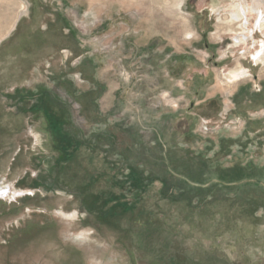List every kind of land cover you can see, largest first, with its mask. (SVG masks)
Masks as SVG:
<instances>
[{
	"label": "rangeland",
	"instance_id": "rangeland-1",
	"mask_svg": "<svg viewBox=\"0 0 264 264\" xmlns=\"http://www.w3.org/2000/svg\"><path fill=\"white\" fill-rule=\"evenodd\" d=\"M263 42L264 0H0V264H264Z\"/></svg>",
	"mask_w": 264,
	"mask_h": 264
},
{
	"label": "crops",
	"instance_id": "crops-1",
	"mask_svg": "<svg viewBox=\"0 0 264 264\" xmlns=\"http://www.w3.org/2000/svg\"><path fill=\"white\" fill-rule=\"evenodd\" d=\"M263 50H264V42L261 44V49L258 51L259 52L258 54L263 55ZM252 61L254 62V66H257V64H259V62L256 63L253 60V58H252ZM246 70H247V73H249L248 76H251V77H244L243 79L237 81V85H236L237 94H236L235 105L238 108V110L236 111V114L234 115V118H233L234 120H232V122H233L232 125L237 124L239 120H243V116L245 117L246 114L251 115V114L257 113V111H258L257 107H256V102L248 99L247 96H245V94L247 93L248 82L251 81L249 79H252L254 81V85H253L254 87H256V88L259 87V85L257 83L263 82L264 71H261L260 74H255L253 76L252 70H249V69H246ZM19 92L20 91L18 90L17 93H19ZM263 105H264V103L262 104V108L260 107L258 109H262V111H264ZM235 169H237V168L234 165L222 167V170L224 172H227V174L228 173L234 174L233 171Z\"/></svg>",
	"mask_w": 264,
	"mask_h": 264
},
{
	"label": "trees",
	"instance_id": "trees-1",
	"mask_svg": "<svg viewBox=\"0 0 264 264\" xmlns=\"http://www.w3.org/2000/svg\"><path fill=\"white\" fill-rule=\"evenodd\" d=\"M58 123H59V122H58ZM58 123L55 124V129L58 130V131L62 134V133H63V130L60 131V130L58 129V128H59ZM59 124H60V123H59ZM63 134H64V133H63ZM63 134H62V135H63ZM67 138H68V137H66V139L64 138L65 141H67V142L70 143V140L67 139ZM133 177H134V176H132L131 178H129V181H130V182H133V183H135V184H137L138 186H141L140 182H139L135 177H134V178H133ZM237 178H238V177H237ZM161 187H162V189H163L164 185H162ZM164 190H165V189H164ZM159 192H161V194H160L161 197H164V196H165V195L163 196V193H162V190H161V189H160ZM121 207H122V208H125L126 210H130V207L128 206V204H123V205H121Z\"/></svg>",
	"mask_w": 264,
	"mask_h": 264
},
{
	"label": "flooded vegetation",
	"instance_id": "flooded-vegetation-1",
	"mask_svg": "<svg viewBox=\"0 0 264 264\" xmlns=\"http://www.w3.org/2000/svg\"><path fill=\"white\" fill-rule=\"evenodd\" d=\"M262 18V14L260 15V19ZM260 24V23H259ZM243 25V24H242ZM135 186V185H134ZM136 187L139 189V191H141V192H143L142 191V186H138V185H136ZM117 203H116V206L118 207V208H120V209H122V212H123V214L124 213H133V212H135V209H133V208H131L129 205V207H130V210H126L125 208H122L121 207V205H123V204H127L126 202H124V203H122V202H119L118 203V201H116Z\"/></svg>",
	"mask_w": 264,
	"mask_h": 264
},
{
	"label": "bare ground",
	"instance_id": "bare-ground-1",
	"mask_svg": "<svg viewBox=\"0 0 264 264\" xmlns=\"http://www.w3.org/2000/svg\"><path fill=\"white\" fill-rule=\"evenodd\" d=\"M241 25H242V24L239 23L238 27H241ZM257 58H260L259 60H261V61L264 59V57H262L261 54H258V55H257ZM237 72H238V71H237ZM242 73H244V72H242ZM242 73H240V72H239V73L233 72V73H231V77H233L234 79L237 80V79H239V78L241 77V74H242Z\"/></svg>",
	"mask_w": 264,
	"mask_h": 264
}]
</instances>
